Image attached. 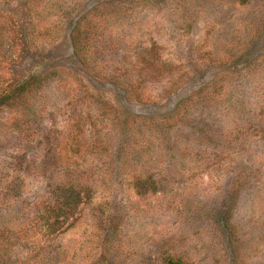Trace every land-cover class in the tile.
<instances>
[{"label": "rangeland", "instance_id": "rangeland-1", "mask_svg": "<svg viewBox=\"0 0 264 264\" xmlns=\"http://www.w3.org/2000/svg\"><path fill=\"white\" fill-rule=\"evenodd\" d=\"M167 256L264 264V0H0V264Z\"/></svg>", "mask_w": 264, "mask_h": 264}, {"label": "trees", "instance_id": "trees-1", "mask_svg": "<svg viewBox=\"0 0 264 264\" xmlns=\"http://www.w3.org/2000/svg\"><path fill=\"white\" fill-rule=\"evenodd\" d=\"M19 91L23 89V86L21 85L19 88ZM146 184V183H145ZM141 186H145L144 185V182H142ZM64 187L66 189L63 190V193H64V200L67 199L69 200V203H68V208H72V206L76 205V203H78L77 201H75L76 199L79 201L80 199V192L81 190L77 188V186H75L71 181H66ZM75 204H74V203ZM73 204V205H72ZM62 205V204H61ZM60 205L59 208L62 209V206ZM67 209V207L65 208ZM165 264H185L182 260L180 259H173L169 256H167L165 258Z\"/></svg>", "mask_w": 264, "mask_h": 264}]
</instances>
